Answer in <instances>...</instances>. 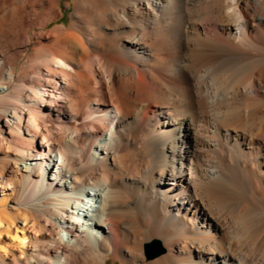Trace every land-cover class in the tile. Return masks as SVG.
Masks as SVG:
<instances>
[{"label":"bare ground","instance_id":"6f19581e","mask_svg":"<svg viewBox=\"0 0 264 264\" xmlns=\"http://www.w3.org/2000/svg\"><path fill=\"white\" fill-rule=\"evenodd\" d=\"M73 1L0 0V264H264V0Z\"/></svg>","mask_w":264,"mask_h":264},{"label":"rangeland","instance_id":"374dc122","mask_svg":"<svg viewBox=\"0 0 264 264\" xmlns=\"http://www.w3.org/2000/svg\"><path fill=\"white\" fill-rule=\"evenodd\" d=\"M67 2H69V3H73L74 1L73 0H59V4H60V6H61V8H62V11H63V14H64V16H63V18L59 21V23H61V24H67V23H69V14H70V11H71V9H65V4L67 3ZM55 24V23H54ZM20 64V62H18V64L17 65H19ZM4 107H6V106H0V117H4L5 115H8V112H7V107L6 108H4ZM0 123L2 124V120H0ZM16 203H14L13 204V202L10 204V205H12V206H16L15 205ZM18 206L19 207H21V205L18 203ZM151 244V243H150ZM149 245V244H148ZM106 264H120V263H117L116 261H114V260H112V259H109L107 262H106Z\"/></svg>","mask_w":264,"mask_h":264},{"label":"water","instance_id":"95a60500","mask_svg":"<svg viewBox=\"0 0 264 264\" xmlns=\"http://www.w3.org/2000/svg\"><path fill=\"white\" fill-rule=\"evenodd\" d=\"M162 253V249L159 245V243L154 242L152 244H150L149 246H147L146 248V254L148 257H155L158 256Z\"/></svg>","mask_w":264,"mask_h":264}]
</instances>
